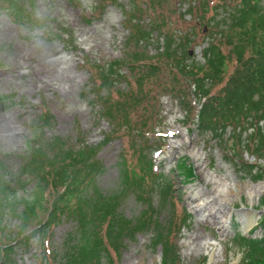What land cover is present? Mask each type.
<instances>
[{"label":"rangeland","instance_id":"374dc122","mask_svg":"<svg viewBox=\"0 0 264 264\" xmlns=\"http://www.w3.org/2000/svg\"><path fill=\"white\" fill-rule=\"evenodd\" d=\"M99 1L17 0L20 11L0 1V197L12 204L2 211L0 251L13 245L0 264H71L69 255L94 239L98 218L90 202L108 199L116 204V217L129 225L142 222L148 208L154 210L152 221L134 234L116 235L120 255L113 264H162L172 213L174 247L167 256L173 249L178 259L173 264H237L240 245L231 237L237 231L261 236L262 229L253 226L264 213V172L256 178V167L243 163L264 168V157L245 146L235 153L231 126L223 131L198 127L193 85L164 56L169 49L182 64L201 65L212 11L203 0ZM220 16L226 17V10ZM133 27L145 38L131 35ZM133 53L144 59L131 63ZM115 60L119 66L107 89L100 85L99 71L105 73ZM148 63L156 68L139 85V65L146 73ZM232 69L228 63L227 73ZM259 124L264 129V119ZM38 138L46 156L82 149L99 165L81 196L87 210L82 230L75 217L65 215L43 235L34 230L35 221L28 223L31 219L23 234L18 231L21 222L11 211H23L40 184L43 158H29ZM139 156H154L156 172L171 180L173 205L161 177L158 185L145 177L144 199L125 185L122 159L129 170H138L133 165ZM183 165L192 175L179 176ZM184 209L189 218L182 224ZM39 218L44 222V214ZM43 239L55 256L44 255ZM96 257L89 264H109L103 251Z\"/></svg>","mask_w":264,"mask_h":264},{"label":"trees","instance_id":"16d2710c","mask_svg":"<svg viewBox=\"0 0 264 264\" xmlns=\"http://www.w3.org/2000/svg\"><path fill=\"white\" fill-rule=\"evenodd\" d=\"M0 1L8 2L9 7L15 6L18 8L17 11H20L16 4L17 0ZM203 7L212 11L211 17L206 22V26L212 28V31L211 38L203 50L204 62L201 65L182 64L181 60L176 59L178 56L171 54L169 49L167 53L164 52V56L175 62L178 73L193 85L191 94L200 104L197 113L198 127L202 130L217 131L220 129L223 131L231 126L233 130L231 133L232 147L235 153L245 146L246 151H250L253 156L264 157V129L259 124L264 119V7L261 5V0H203ZM222 10H226L228 17L220 16ZM139 11L140 9H137V12ZM220 21L228 22V24L222 26ZM130 33L135 38H140L137 40L145 38V34L139 27H133ZM142 59L144 57H141V54L133 53L129 61L133 63V61ZM231 62L233 69L227 73L226 66ZM142 65H139V75L135 78V82L139 85L141 79L156 68L148 63L147 67L150 71L144 73L141 71ZM118 66L119 61L115 60L110 62L105 73L99 71L101 86L107 85V89L110 88L113 79L111 75L116 73ZM130 68L134 70L132 66ZM124 117L127 122L126 115ZM248 129L251 131L242 139L241 134ZM40 141L41 138L33 139L30 146L33 152L29 154V158L33 161L38 157L43 158L39 162L40 169L37 172L40 181L36 190L37 195L24 204L23 211L19 214L15 210L11 211L21 222L18 231L23 234L28 223L35 221L39 226L34 230L43 235L46 228L65 215L75 217L78 227L82 230L86 226L87 210L82 205L81 196L92 183L93 175L99 165L96 160H91V157L82 149L71 153L53 151L52 155L46 156L47 153L40 148L41 144L38 145ZM90 154H93V151H90ZM153 158L144 160L143 156L137 157L133 166H138V170L135 167L129 170L122 159V177L125 185L135 187L139 191L137 197L144 199L141 186L146 176L156 180L157 185L161 179L166 180V185H162L164 191L169 193V200L173 205V184L170 179L162 178L161 173L156 172L157 168L153 164ZM243 165L249 169L256 167L259 172L256 178L264 172L263 165L257 166V163L247 162ZM181 168L179 176L192 175L193 171L189 167L183 165ZM2 195L3 197H0V222L5 207L10 205L12 209V204L7 202L4 194ZM262 204H264V198ZM90 209L98 218L94 239L89 247L82 245L75 254L69 255L71 264H89L92 259L97 258L100 251L107 255L109 264H113V257L120 255L116 235L119 237L123 233L133 232L134 234L152 221L151 215L154 213L153 208H148L150 211L144 214L142 222L129 225L128 221L119 216L116 217V204L112 202V199L100 203L92 201ZM40 213L44 214V222H41L39 218ZM171 217L173 223L165 233L162 264H173L178 260L173 249L167 256V250L174 247L170 241L171 229L175 223L173 213ZM188 218L189 213L184 209L180 222L184 224ZM257 227L262 229L261 236L253 237L237 231L231 237V242L235 241L240 245L238 250L241 252V257L237 264H264V213L253 226V228ZM1 229L4 231V225L0 226ZM0 236L4 234L0 233ZM23 236L27 238V235ZM47 242V239H43V245L46 248L44 255L46 256L47 253L48 256H52L54 252ZM12 246L9 244L5 246L0 251V258L8 259V251ZM43 264L48 263L45 261Z\"/></svg>","mask_w":264,"mask_h":264}]
</instances>
